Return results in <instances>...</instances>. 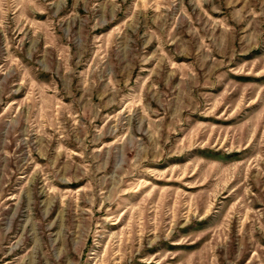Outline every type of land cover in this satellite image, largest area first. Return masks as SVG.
<instances>
[{"label": "rangeland", "instance_id": "rangeland-1", "mask_svg": "<svg viewBox=\"0 0 264 264\" xmlns=\"http://www.w3.org/2000/svg\"><path fill=\"white\" fill-rule=\"evenodd\" d=\"M0 264H264V0H0Z\"/></svg>", "mask_w": 264, "mask_h": 264}]
</instances>
